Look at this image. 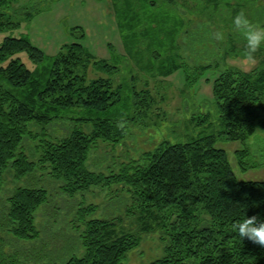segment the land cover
<instances>
[{
	"label": "trees",
	"instance_id": "1",
	"mask_svg": "<svg viewBox=\"0 0 264 264\" xmlns=\"http://www.w3.org/2000/svg\"><path fill=\"white\" fill-rule=\"evenodd\" d=\"M18 1L0 0V31L20 26L3 11ZM123 4L128 21L119 26L132 30L123 35L126 54L141 70L152 68L158 78L188 66L180 52L184 20L172 21V8L154 11L156 0ZM117 12L122 16V10ZM25 17L32 19L33 12ZM72 31L76 41L55 56L46 55L23 35L6 36L0 43V188L6 172L20 178L41 168L72 197L94 188L129 195L124 215L93 217L99 207L93 202L78 208L84 253L63 264H122L140 244L141 234L155 231L161 232L164 251L147 264H264V247L241 239L232 229L245 217L264 220V179H239L227 151L216 146L219 138L246 142L258 126L264 129V67L228 68L214 79L220 126L216 133L188 141L165 138L122 162L118 171H94L87 165L92 149L103 142L120 143L128 136V126L146 125L139 119L165 98L159 101L148 86L138 89L137 73L131 76L133 83L125 84L129 94L123 96L124 85L111 76L121 64L92 55L82 43L85 30L76 26ZM145 46L151 48L148 63ZM24 54L33 65L24 61ZM215 67L217 62L188 66L187 85ZM126 109L130 111L124 113ZM210 119L209 112L193 114L190 123L210 126ZM63 120L91 124L92 130L75 126L63 136L49 133V126ZM27 140L37 148V157L27 153ZM236 153L242 168L254 165L248 160L253 154L250 147ZM50 196L44 187L15 188L7 197L0 229L18 242L38 238L36 212ZM128 218L134 219L135 230L121 226ZM7 246L0 234V264H23L16 249Z\"/></svg>",
	"mask_w": 264,
	"mask_h": 264
},
{
	"label": "rangeland",
	"instance_id": "2",
	"mask_svg": "<svg viewBox=\"0 0 264 264\" xmlns=\"http://www.w3.org/2000/svg\"><path fill=\"white\" fill-rule=\"evenodd\" d=\"M156 1L158 5L154 11L172 8V21L184 20L179 38L183 61L190 67L218 63V67L203 71L190 87L187 85L188 66L179 68L167 77L156 78L151 73L152 68L144 66V70H141L135 59L126 54L123 35L132 30H128L127 25L119 26L121 22L128 21L124 14L126 6L123 0H19L3 10L21 24L18 28L0 31V43L6 36L23 35L43 49L46 55L55 56L65 44L76 41L72 29L79 26L86 34L82 43L92 55L121 64L120 70L111 76L116 83L124 85L123 96L129 94L125 84L133 83L131 76L137 73L135 84L138 89L148 86L159 101L165 98L145 118L139 119L140 124L146 125H136L134 128L128 126V136L120 143L113 145L114 143L108 142L107 146L103 142L92 149L87 162L91 170L105 173L118 171L122 162L154 148L165 138L172 142L188 141L200 135L216 133L220 126L213 95L214 79L228 68L250 71L256 67H264V45L256 54L254 64L245 62L242 56L245 41L232 24L233 17L243 11L254 24L264 26V0H174L173 4H169L167 0ZM118 8L123 11L124 16L117 12ZM30 11L33 12V17L27 20L25 14ZM178 11L182 14H178ZM179 29L180 26L177 30ZM135 30L140 31L138 28ZM213 31H223L225 39L222 42L213 40L210 36ZM144 51V63H148L151 48L145 46ZM23 58L29 66L33 65L27 55L24 54ZM129 111L126 109L124 113ZM208 112L211 114L210 126L190 123L193 114ZM56 123L48 128L53 136H63L75 126L86 132L92 130L91 124L77 121L70 123L69 120H63ZM33 145L30 140L25 142L27 153L35 158L37 148L32 147ZM216 146L227 151L239 179H264V129L261 126L257 127L256 133L246 142L219 138ZM244 147H250L253 153L248 160L254 165L246 169L240 166L236 153ZM19 186L44 187L52 194L50 202L36 212V224L40 230L38 238L19 243L13 235L0 229L6 245H10L11 250L16 249L23 264H63L72 255H82L84 247L77 227L80 222L76 221L79 218L78 208L90 202L97 203L99 207L93 217L105 218L113 214L124 215L129 203L126 192L106 194L100 188L79 192L74 197L69 196L61 191L59 182L41 168L20 178L9 171L5 173L0 188V223L7 197ZM121 226L136 229L132 218L126 219ZM160 236V231L142 233L140 244L128 252L122 264H147L162 256L164 245Z\"/></svg>",
	"mask_w": 264,
	"mask_h": 264
},
{
	"label": "clouds",
	"instance_id": "3",
	"mask_svg": "<svg viewBox=\"0 0 264 264\" xmlns=\"http://www.w3.org/2000/svg\"><path fill=\"white\" fill-rule=\"evenodd\" d=\"M233 28L244 39L245 45L242 56L245 62L254 64L255 54L264 45V26L256 25L245 15L243 11L238 12L232 19ZM211 38L216 41H223V31H213ZM233 231L241 238H247L254 244L264 247V220L257 216L245 217L232 225Z\"/></svg>",
	"mask_w": 264,
	"mask_h": 264
}]
</instances>
